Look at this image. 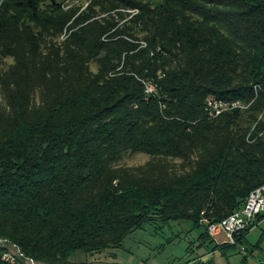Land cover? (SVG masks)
Returning a JSON list of instances; mask_svg holds the SVG:
<instances>
[{
  "label": "trees",
  "instance_id": "trees-1",
  "mask_svg": "<svg viewBox=\"0 0 264 264\" xmlns=\"http://www.w3.org/2000/svg\"><path fill=\"white\" fill-rule=\"evenodd\" d=\"M65 1L0 5V239L75 264L158 219L235 248L201 220L264 186V0ZM209 101L249 107L209 118Z\"/></svg>",
  "mask_w": 264,
  "mask_h": 264
},
{
  "label": "rangeland",
  "instance_id": "rangeland-1",
  "mask_svg": "<svg viewBox=\"0 0 264 264\" xmlns=\"http://www.w3.org/2000/svg\"><path fill=\"white\" fill-rule=\"evenodd\" d=\"M2 1L0 0V5ZM87 5V2L83 0H66L63 3V9L68 10L72 6H82L80 11L82 12ZM128 13L136 14L134 11ZM63 39L64 33L60 37V40ZM143 44L141 42V45ZM6 63L7 65L12 64V60H7ZM91 68L94 72L96 71L94 65ZM243 106L249 107L244 104ZM149 161L150 157L146 155L126 154L120 165L134 168L143 166ZM258 223L255 219L252 227L243 232L245 237ZM204 231V227L193 229L188 222H174L163 226L158 219H155L150 225L130 236L121 249L90 255L77 254L71 259V262L75 264H244L243 261L247 256V259L254 258L259 263H264V224L247 235V243L239 244L236 240V244L230 245L235 248L226 249L225 254L220 250H214L213 243L206 242L203 248L199 249V237ZM211 239L216 245L228 246L223 243L224 236H219L216 240ZM8 242L0 239V250L13 248L22 252L17 245ZM208 255L210 259L205 263L204 259Z\"/></svg>",
  "mask_w": 264,
  "mask_h": 264
},
{
  "label": "built area",
  "instance_id": "built-area-1",
  "mask_svg": "<svg viewBox=\"0 0 264 264\" xmlns=\"http://www.w3.org/2000/svg\"><path fill=\"white\" fill-rule=\"evenodd\" d=\"M261 91L264 92L263 87H254L255 95H258ZM153 92L154 87H146V95H150ZM246 108L248 107L243 106L240 102L209 101L206 111L208 117L211 118L215 113L224 114L236 109L244 110ZM261 214H264V186L253 191L238 212L218 223H210L206 218H203L201 224L206 226L207 233L211 238L216 240L219 236H224V244L234 245L236 244V237L249 230L254 224L256 217ZM0 261L2 264H40L25 256L20 250L13 248L0 250Z\"/></svg>",
  "mask_w": 264,
  "mask_h": 264
},
{
  "label": "crops",
  "instance_id": "crops-1",
  "mask_svg": "<svg viewBox=\"0 0 264 264\" xmlns=\"http://www.w3.org/2000/svg\"><path fill=\"white\" fill-rule=\"evenodd\" d=\"M262 224H264V219L263 220H261L257 225H256V227H254L251 231H249L248 233L249 234H251V233H253L254 231H256L257 230V228L258 227H260ZM249 234H247V235H249ZM246 235V237H245V239H244V242L245 243H247V236ZM207 259V260H206ZM210 259V256L208 255V256H206L205 257V259H204V262L206 263L208 260ZM244 264H264V263H259L256 259H247V256H246V258L244 259Z\"/></svg>",
  "mask_w": 264,
  "mask_h": 264
},
{
  "label": "bare ground",
  "instance_id": "bare-ground-1",
  "mask_svg": "<svg viewBox=\"0 0 264 264\" xmlns=\"http://www.w3.org/2000/svg\"><path fill=\"white\" fill-rule=\"evenodd\" d=\"M222 114L223 113H215L214 116H211V118H217V117L221 116ZM6 241H8V240H6ZM8 243H10V242H8Z\"/></svg>",
  "mask_w": 264,
  "mask_h": 264
}]
</instances>
